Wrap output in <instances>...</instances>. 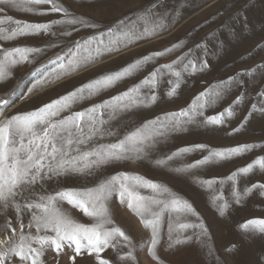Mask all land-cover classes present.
I'll list each match as a JSON object with an SVG mask.
<instances>
[{
	"label": "snow or ice",
	"instance_id": "6c2138e0",
	"mask_svg": "<svg viewBox=\"0 0 264 264\" xmlns=\"http://www.w3.org/2000/svg\"><path fill=\"white\" fill-rule=\"evenodd\" d=\"M105 3L94 0L90 6ZM251 3L231 0L214 19L224 16L225 11L231 15L187 51L182 50L188 41L179 40L162 50L139 55L118 70L105 72L32 110L10 113L17 102L31 99L37 90L170 31L181 10L169 7L167 0H149L143 7L105 23L77 14L61 0H0V41L41 35L49 38L40 47L0 45V86L17 81L0 96V211L12 210L19 223L18 230L10 219L5 224L11 235L0 238V264H45L43 257L48 249L57 255L70 250L71 264L85 254L93 257L95 264H113L103 255L108 249L113 250L118 264H136L137 242L113 219L114 202L126 206L147 230L139 249H146L157 264H163L157 247L165 235L168 249L194 245L214 264H227L217 255L203 218L167 184L128 171L102 174L108 166L120 162L150 160L155 167L188 176L211 190V202L221 216L233 204L241 205L252 196L264 197V183H249L247 179L253 173L264 174V155L224 177L204 178L201 174L207 167L254 149L264 151V141L232 147L194 143L157 154L159 146L175 134L191 129L227 130L245 106L246 114L227 130L229 136L245 129L254 115L264 118V57L251 68L208 84L186 107L164 111L142 122L132 119L138 110L161 101L159 87L165 78L168 87L164 95L172 100L186 77L207 73L209 61L213 57L218 60L226 47L220 38L222 32L232 43L264 34V20L253 23L247 16ZM42 5L48 7H39ZM16 8L38 16L57 15L44 22H28L7 14V10ZM82 31L89 34L74 37ZM209 40L215 43V50ZM55 49L58 51L39 62ZM261 50L264 42L257 43L248 56ZM177 52L180 54L175 59L159 63ZM25 64L37 66L17 78L15 69ZM140 76L126 90L74 110V106ZM229 97L233 98L228 105L215 111ZM209 110L214 114H206ZM194 152H199L200 158L184 162ZM178 161L179 166H175ZM80 176L93 177L94 183L61 186L65 179ZM50 185L55 187L49 189ZM226 187L228 197L224 195ZM65 204L79 210L90 222L73 217ZM238 227L247 239L264 241V218L246 219ZM235 248L233 244L224 251L230 254ZM245 264H264V243L251 251Z\"/></svg>",
	"mask_w": 264,
	"mask_h": 264
},
{
	"label": "rangeland",
	"instance_id": "374dc122",
	"mask_svg": "<svg viewBox=\"0 0 264 264\" xmlns=\"http://www.w3.org/2000/svg\"><path fill=\"white\" fill-rule=\"evenodd\" d=\"M61 2L77 14H84L91 18H95L97 21L110 23L117 18L137 10L139 7H143L149 0H106L103 6H90L94 5V0H61ZM230 2L231 0H167L169 7H179L181 10L177 22L170 31L149 41L140 42L136 46L112 57H106L101 62L87 67L64 80L37 90L32 94L31 99H27L24 102H17L15 107L10 110V113L32 110L43 103H48L53 99H57L59 96L78 87L80 84L94 79L105 72L118 70L139 55L147 54L149 51L162 50L179 40L186 39L188 41L186 47L182 50L187 51L188 48L193 47L203 40L210 32L217 28L224 19L231 15V12L225 11L224 16L214 19L216 14L224 11ZM241 2H243V0H241ZM239 6L238 3L237 7ZM39 7L46 8L48 6L42 5ZM7 14L11 15L14 19L28 22H44L56 18L57 15L38 16L27 13L19 8L9 9L7 10ZM247 16L253 23L264 20V0H252L251 6L247 9ZM87 34L89 33L82 31L79 34H74V37ZM262 36H264V34L257 33L232 43L228 40L227 33L222 32L220 38L225 40L226 47L218 60L213 57L209 61L210 70L207 73L186 77L185 83H183L178 90L179 94L172 100H168L164 95L165 89L168 87L165 78V81L159 87V93L162 97L161 101L149 109L138 110L132 115V119L142 122L144 119H151L164 111H175L179 108L186 107L208 84L217 80L226 79L228 76L234 75L238 71L251 68L261 63L262 57H264V50L253 53L252 56H248V53L255 48L257 43L264 42ZM48 39V37L43 35L39 37L29 36L21 37L10 42L0 41V45L4 47L20 45L40 47L47 43ZM208 44L215 50L216 45L212 40H209ZM55 51H58V49L51 50L45 56L40 57L39 62H44L48 56H51ZM179 54L180 53L177 52L163 57L159 60V63L170 62ZM197 55H199V53H197ZM35 66L37 65L25 64L18 66L17 69H15V76L19 78ZM139 78H142V76L135 80L128 79L123 81L118 86L103 92L100 96L93 97L90 101L74 106V110H81L91 103H98L103 99L116 95L126 90L131 84L138 82ZM16 82L17 81H12L4 86H0V96L10 90L12 85ZM232 98L233 97H229L226 99L215 111H220L226 107ZM247 107L248 106H245V110L240 112L237 117L231 121V124L227 126V130L236 126L238 121L246 114ZM206 114H214V111L209 110ZM227 130L212 132L203 129H191L189 132L175 134L165 144L159 146L157 154L175 151L178 147L194 143H206L212 147H232L240 143H259L264 141V118H261L259 115H254L245 129L232 136L227 134ZM200 155L199 152L191 153L184 158V162H191L194 159L200 158ZM258 155H264V151L259 148L254 149L252 152L245 153L242 156L207 167L201 170V174L204 178L224 177L237 168L246 166ZM179 163V161L176 162L175 166H179ZM117 171L137 173L148 179L167 184L174 192H177L183 198L187 199L208 226L217 255L221 257V260L226 261L227 264H245L249 259L251 251L253 249H258L260 245L264 243V241L259 238L254 240L247 239L238 227V225L246 219L264 218V197L252 196L247 198L241 205L233 204L225 215L221 216L211 202L212 191L200 187L188 176L177 175L166 168L155 167L150 160L120 162L116 165L108 166L102 175H112ZM247 179L249 183H264V174L253 173ZM93 183V177L80 176L65 179L62 181L61 186H92ZM240 186L243 187V182H241ZM52 187H55V185H50L49 189ZM224 195L225 197L229 196L228 187L224 189ZM64 207L70 211L73 217L79 219L81 222H90L89 218L85 217L79 210L71 209L67 204H65ZM9 219L11 220L12 227L17 230L19 229V223L12 210L7 212L0 211V238L11 235V230L5 227ZM113 219L136 240V264H157V261L148 254L146 249H139V244L143 239L147 238L148 232L140 224L138 218L127 209L126 206H120L118 202H114ZM190 219L194 220L195 218L193 217ZM233 244L236 245V248L233 249L230 254L225 253L224 250ZM71 255L72 253L68 249H65L64 252H61L59 255L53 250L48 249L43 260L45 264H71L69 260ZM103 255L112 259L113 264H118L112 249L106 250ZM157 255L163 264H214L213 260L201 254L194 245H185L176 249H168L166 235L162 239L161 244L157 247ZM75 264H95V260L93 257L85 254L81 257H77Z\"/></svg>",
	"mask_w": 264,
	"mask_h": 264
}]
</instances>
